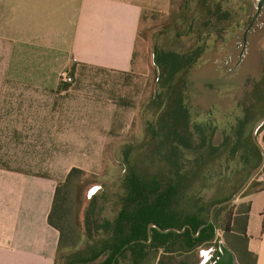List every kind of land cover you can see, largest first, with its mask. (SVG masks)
I'll return each instance as SVG.
<instances>
[{"label":"crops","instance_id":"obj_1","mask_svg":"<svg viewBox=\"0 0 264 264\" xmlns=\"http://www.w3.org/2000/svg\"><path fill=\"white\" fill-rule=\"evenodd\" d=\"M172 9L173 0H0V264H55L56 188L73 169L100 176L106 147L129 134L147 87L133 70L143 14ZM248 205L251 258L236 232L217 240L237 264H264V190L239 198L234 218ZM212 244L181 259L198 264Z\"/></svg>","mask_w":264,"mask_h":264},{"label":"trees","instance_id":"obj_2","mask_svg":"<svg viewBox=\"0 0 264 264\" xmlns=\"http://www.w3.org/2000/svg\"><path fill=\"white\" fill-rule=\"evenodd\" d=\"M228 1L201 0L196 11L189 5L175 20L179 27L188 26L192 38L194 28L205 23L223 35L231 31L232 15L241 28L246 27L252 17L249 5L244 2L245 6L232 11L226 9ZM148 15L144 13L142 20ZM200 33L183 53H156V70L159 80L165 76L164 84L154 105L145 104L143 95L137 115L142 112L144 136L124 144L121 177L104 184L101 194L87 202L83 193L100 176L73 169L58 184L48 219L60 234L55 264H187L181 257L211 244L219 232L223 236L236 232L239 245L251 258L246 252L249 205L245 216L238 212L235 218V204L216 209L212 224L198 237L194 235L208 222L211 208L229 200L261 164L252 130L264 116V75L249 80L245 98L232 106V113L229 108L222 115V122L207 116L196 120L195 116L207 113L191 112L183 77L201 61ZM258 138L264 148V126ZM113 145L106 147L105 155ZM263 175L264 168L240 198L264 190ZM109 204L112 216L106 212ZM150 224L162 230L188 229L182 234L152 229L148 244Z\"/></svg>","mask_w":264,"mask_h":264},{"label":"rangeland","instance_id":"obj_3","mask_svg":"<svg viewBox=\"0 0 264 264\" xmlns=\"http://www.w3.org/2000/svg\"><path fill=\"white\" fill-rule=\"evenodd\" d=\"M200 1L201 0H173V9L168 15L150 14L141 21L133 70L144 75L147 79L144 97L145 104L150 105L152 103V105H154L155 100L159 98L157 94L161 92L163 87L162 84H164L165 80V76L161 77V80H159L160 75L155 65L156 53L159 51L183 53L191 49L195 42L196 32L198 31L201 32L200 34L202 36L200 45H204L203 35L205 34V29H203V26H200L198 29L197 27L194 28L192 38L190 37L191 35H188V26L179 27L180 23L178 20H175V18H177L183 10L185 11L189 5L191 9L196 11V7ZM222 1L224 0H217L219 4H222ZM258 1L259 0H229L226 3V9L231 8L232 11H234L241 6H245V2L249 5L251 14L254 15L256 10L255 6ZM234 16L235 15H232L229 18V21L231 19L232 29L238 22V19L236 20L237 17ZM227 34L231 33L228 32ZM239 35L242 37V31H239ZM229 38L230 37H225L223 40L216 43L213 49L208 47L209 49H206V52L203 51L200 55L201 61L183 77V86L188 93V104H190L193 109L191 112L194 114H197L196 112L200 114L207 113L205 116H195L196 120L204 119L207 116V118L216 119L219 123L222 122V115L226 113L229 108V112H231L232 106L235 105L237 101L240 102L245 98L248 92L247 84L249 81L247 80H260L264 74V17L250 35L249 50L243 70L238 77L231 82L221 81L220 79V65L228 56L230 49L235 45V42L230 41ZM209 45L211 46L212 43H209ZM155 107L156 106H153L154 110ZM144 123L142 112L138 113L134 127L129 131V134L107 150L99 182L89 185L83 193L85 202L93 195L101 194L100 191L104 184H111L121 177L123 161L121 153L122 148L125 143L128 144L132 140H142L144 136ZM113 150H116L119 155H115ZM106 212L108 216H110V214L112 216L113 211L110 204ZM218 234L220 237H223L221 232Z\"/></svg>","mask_w":264,"mask_h":264},{"label":"flooded vegetation","instance_id":"obj_4","mask_svg":"<svg viewBox=\"0 0 264 264\" xmlns=\"http://www.w3.org/2000/svg\"><path fill=\"white\" fill-rule=\"evenodd\" d=\"M255 9H256V6H255ZM255 12H256V10H255ZM252 17H253V15H252ZM252 17H251V19H252ZM263 17H264V8H263V11H262L259 19L255 22L252 30L248 33L246 43H244V41H243V36H244V32H245V30L249 24L246 27L241 28L240 24L237 22L236 26H233V29H231V31H228L231 34H227L228 32H226V33H224V35L222 33H220L219 31H213L210 28L208 23H205V25L203 26V29H205V34L203 35V38H204L203 44L204 45L201 47H202L204 52L207 51L206 49H209L208 47H210V49H213V47L216 45V43H218L220 40H223L225 37H230L229 40L235 42V45L230 49L228 56L220 65V69H221L220 79H221V81H230L231 82L233 79L238 77L240 72L243 70V66L245 64V61H246V58L248 55L250 35L252 34V32L254 31V29L256 28V26L259 24L260 20ZM239 31H242V37H240ZM209 43H212V45L210 46ZM249 80H251V79H248L247 81H249ZM227 88H228V86H227ZM219 242H220V239L217 240V237H216V239L213 241L212 245L208 246L206 248V250L203 249L200 251V253H199L200 261L198 262V264H212L217 259H219L221 257V252H220V249L218 246ZM205 252H208V254H209L208 260H206L204 257H202V255L205 254Z\"/></svg>","mask_w":264,"mask_h":264},{"label":"water","instance_id":"obj_5","mask_svg":"<svg viewBox=\"0 0 264 264\" xmlns=\"http://www.w3.org/2000/svg\"><path fill=\"white\" fill-rule=\"evenodd\" d=\"M263 8H264V0H259L256 4V12L253 15L248 27L246 28V30L244 32V36H243L244 43H246L247 35L252 30L255 22L259 19L260 15L263 11ZM263 126H264V116L260 120H258V122L255 124V126L253 127V130H252L253 142L262 154L261 164L251 172L248 179L244 182V184L239 188V190L229 200L224 201V202L219 203V204H215L211 208L208 222L206 224L202 225L198 229V233L196 235H194V237H198L204 228H206L210 224H212V222L214 220V214H215L216 209L236 203L238 201V199L241 197V195L246 191V189L252 183V181L255 180L257 175L264 168V148H263V145L261 144V142L259 141V138H258V133ZM152 229H157L162 234H168L170 232H176V233L182 234V233L186 232V230L188 229V226H186L182 230L175 229V228L168 229V230H162L161 228H159L155 224H150L148 227V233H149V241L147 242L148 244L151 243V241H152V235H151ZM134 243H136V242H132L131 244H134ZM218 246H219V249L221 252V257L219 259H217L212 264H237L235 261L233 253L225 246L223 241H220L218 243ZM125 248H127V246ZM113 264H115V261L113 262Z\"/></svg>","mask_w":264,"mask_h":264},{"label":"built area","instance_id":"obj_6","mask_svg":"<svg viewBox=\"0 0 264 264\" xmlns=\"http://www.w3.org/2000/svg\"><path fill=\"white\" fill-rule=\"evenodd\" d=\"M60 81L64 84L70 85L74 83V78L65 71L60 74Z\"/></svg>","mask_w":264,"mask_h":264}]
</instances>
